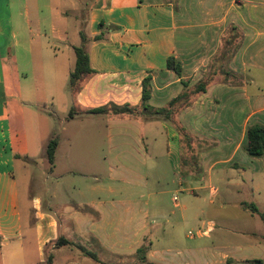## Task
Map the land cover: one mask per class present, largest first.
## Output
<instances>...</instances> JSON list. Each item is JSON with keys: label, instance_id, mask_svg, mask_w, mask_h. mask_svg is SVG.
I'll use <instances>...</instances> for the list:
<instances>
[{"label": "crops", "instance_id": "obj_1", "mask_svg": "<svg viewBox=\"0 0 264 264\" xmlns=\"http://www.w3.org/2000/svg\"><path fill=\"white\" fill-rule=\"evenodd\" d=\"M81 32L94 73L71 93ZM147 77L153 109L168 108L184 82L209 81L174 117L192 140L187 156L168 121L90 113L140 110ZM39 80L63 114L43 199L32 180L21 191L17 175L50 141L39 138L42 147L28 130L29 114L40 117L30 110L40 109ZM262 82L264 0H95L79 17L51 0H0V264H264V157L244 150L248 128L264 126ZM169 173L173 191L162 189Z\"/></svg>", "mask_w": 264, "mask_h": 264}, {"label": "trees", "instance_id": "obj_2", "mask_svg": "<svg viewBox=\"0 0 264 264\" xmlns=\"http://www.w3.org/2000/svg\"><path fill=\"white\" fill-rule=\"evenodd\" d=\"M82 44L81 46L74 47V53L76 57V63L74 70L70 74L68 88L71 93H75L81 83L85 80L86 77L93 74L94 71L90 67L89 57L87 53V49L85 46L86 36L83 32L80 33ZM99 39V36L97 37ZM167 68L175 72L178 76H181L182 68L181 64L173 57H170L167 60ZM150 77H147L143 81V95H142V104L140 110L138 108H134L128 105L124 106H116L109 105L107 107L99 108L97 110H93L90 113H98V114H113V115H133L140 116L144 120H164L174 124L177 127L182 139L191 140L189 135L185 132L183 128L178 126L174 117L176 113H178L179 109L188 106L191 104L193 98L198 94L205 92L206 87L209 81H201L198 85H196L192 90L187 89V84L184 82V92L173 99L168 108L163 109H153L148 105V101L151 96L150 89ZM70 115H72L70 113ZM183 141V140H182ZM58 146V139L56 137L51 138L47 144L46 148V157L51 166L54 167L55 164V154ZM245 152L252 158H262L264 157V126L260 124H254L248 128L247 131V142L244 147ZM253 212H256L254 207H251ZM69 242L65 240H59L56 243V247H62L68 245ZM147 253V246H142L137 255L141 260L145 259V255ZM249 264H262L261 261H253L247 262ZM45 264H52V257L49 256Z\"/></svg>", "mask_w": 264, "mask_h": 264}, {"label": "rangeland", "instance_id": "obj_3", "mask_svg": "<svg viewBox=\"0 0 264 264\" xmlns=\"http://www.w3.org/2000/svg\"><path fill=\"white\" fill-rule=\"evenodd\" d=\"M77 5L79 7V11L78 12H70L71 8H70V2L69 0H61L59 2H55L53 0H51V4L56 7L58 6L60 9H66L69 14L71 16L73 15H77V17L81 16H85L87 14V11L89 9L90 6H92V4L95 2V0H76ZM37 83L39 84V86H41V104H40V109H31L30 110L32 112H36L37 115H40V117H35L34 119L32 117V115L29 114L28 116V130H29V135L31 137V141L32 138L34 141H36V143H41V146H44V143L39 142V138H43L48 136V138L51 139L56 137V132L59 133L60 131V127H61V123H60V118H62L63 114H60L56 111V101L50 102V103H46L49 102L48 97H46L44 99V96L46 92V90L44 91L43 89V84L44 82L42 80L37 81ZM262 85H264V83L262 82ZM47 94V92H46ZM66 94H68L69 96V90L68 88H66ZM39 100V101H40ZM71 110V107L68 109L65 117L69 118V112ZM71 113V112H70ZM56 115L59 117L57 118ZM31 116V117H30ZM46 118L48 119L47 125L46 126V121L43 119ZM66 128L67 131H65L64 135H62L63 137H69L72 135L73 133V124L71 123H67L66 124ZM98 130L97 125H93L91 127H88L85 129L86 132H96ZM182 143H183V148H184V152L187 150H190L193 145L191 144L192 140H188V139H182ZM41 151V150H40ZM40 154V153H39ZM185 155L187 156V152H185ZM32 157V156H30ZM33 163L38 162V164L40 165V167H36L35 164H33L32 162H29L26 164L28 171L23 170L21 168V162H19V167L17 170V175H18V183L20 184V186L22 187L21 191H25L27 190V186H28V179L29 181L32 180L29 189L30 191H32V194L39 196L43 199L44 194H45V189L47 188L48 185H50L53 181V178H49V176L47 175V177L45 176L50 168V164L47 161V158L44 154L43 157H41V154L38 158H30ZM81 164H79L82 167V171L86 174L91 173V168L94 167V164L96 163L95 161L88 159L85 161L80 162ZM196 163V161H195ZM190 166V165H189ZM191 167V166H190ZM59 168V167H58ZM60 170V172L63 171V166L61 164L60 168L57 170V172H55V176L58 173V171ZM25 174H27V176H25ZM184 174L187 178L191 179V181H193V178L190 177L187 173V171H184ZM171 175V176H170ZM172 180H177V178L172 174H166L165 177L162 179V189L167 190V191H173L174 188H176L174 185H172ZM216 185V184H215ZM32 194L30 193V196H32ZM243 195H245L244 198H247L246 193H242ZM243 195H240L241 198H243ZM170 193H166L162 195V199H161V204H163V206H165L166 208L172 209V204L170 203ZM208 219V218H207ZM193 235H197L194 232H191Z\"/></svg>", "mask_w": 264, "mask_h": 264}]
</instances>
